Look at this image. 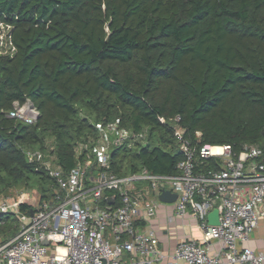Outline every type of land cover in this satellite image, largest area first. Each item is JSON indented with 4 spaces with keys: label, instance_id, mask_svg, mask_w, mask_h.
<instances>
[{
    "label": "trees",
    "instance_id": "obj_1",
    "mask_svg": "<svg viewBox=\"0 0 264 264\" xmlns=\"http://www.w3.org/2000/svg\"><path fill=\"white\" fill-rule=\"evenodd\" d=\"M0 23L16 46L0 56V196L32 188L21 211L56 187L26 150L49 149L69 172L80 143L92 140L81 160L96 158L97 123L148 129L146 143L113 150L120 175L177 172V116L194 143L201 132V145L264 148V0H0ZM28 100L36 124L8 116ZM19 227L0 216L3 242Z\"/></svg>",
    "mask_w": 264,
    "mask_h": 264
},
{
    "label": "built area",
    "instance_id": "obj_2",
    "mask_svg": "<svg viewBox=\"0 0 264 264\" xmlns=\"http://www.w3.org/2000/svg\"><path fill=\"white\" fill-rule=\"evenodd\" d=\"M11 30L0 23V56L16 53ZM8 116L33 125L41 112L28 100L16 102ZM180 121L177 116L169 124L183 154L175 174L147 168L126 175L114 172L113 150L146 143L148 137V129L132 132L119 120L96 124V158L81 160L92 140L80 143L79 159L69 172L43 151L26 150L29 162L55 179L54 197L21 211V195L0 196V216L14 214L20 224L15 237L0 243V264H263L264 253L242 244L264 221V148L247 144L237 154L230 145H201V132L194 143ZM166 191L177 197L172 203L176 216L184 224L195 222L202 234V240L177 242L171 253L163 250L154 230L140 225L167 204L160 200ZM214 210L218 225L209 223ZM214 241L220 245L216 253L208 247Z\"/></svg>",
    "mask_w": 264,
    "mask_h": 264
},
{
    "label": "crops",
    "instance_id": "obj_3",
    "mask_svg": "<svg viewBox=\"0 0 264 264\" xmlns=\"http://www.w3.org/2000/svg\"><path fill=\"white\" fill-rule=\"evenodd\" d=\"M171 217H173V221L169 220ZM140 225L147 230H154L161 242L163 250L167 253H171L177 242L183 239L195 238L202 240V234L198 230L197 224L195 222L184 224L183 221L176 216L175 207L172 203L160 204L155 217L149 222H142ZM243 246L251 248L256 253H264V221L259 223L258 227L251 235L250 241L243 243L242 247ZM208 247L212 253H216L220 245L214 241L209 243Z\"/></svg>",
    "mask_w": 264,
    "mask_h": 264
},
{
    "label": "water",
    "instance_id": "obj_4",
    "mask_svg": "<svg viewBox=\"0 0 264 264\" xmlns=\"http://www.w3.org/2000/svg\"><path fill=\"white\" fill-rule=\"evenodd\" d=\"M176 195H173L172 193L166 191L160 196V200L165 203H173L176 200ZM33 214V211L31 212ZM209 223L212 225H218L219 224V214L217 210H214L209 214ZM43 244L48 245L49 242L46 238H43Z\"/></svg>",
    "mask_w": 264,
    "mask_h": 264
},
{
    "label": "rangeland",
    "instance_id": "obj_5",
    "mask_svg": "<svg viewBox=\"0 0 264 264\" xmlns=\"http://www.w3.org/2000/svg\"><path fill=\"white\" fill-rule=\"evenodd\" d=\"M46 155L52 160L53 162V157L51 156L50 154V150L48 149L47 150V153ZM54 163V162H53ZM27 195L28 196V199L32 200L34 197H35V194H37L36 191H34L32 188H29V187H22V188H13L10 190V192L8 194H3L1 196L3 197H14V198H17L18 196L20 195ZM38 199V198H37ZM3 242V239L0 237V243Z\"/></svg>",
    "mask_w": 264,
    "mask_h": 264
}]
</instances>
